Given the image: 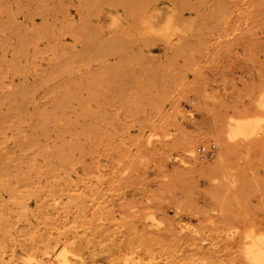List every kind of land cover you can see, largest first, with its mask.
<instances>
[{
  "label": "rangeland",
  "instance_id": "1",
  "mask_svg": "<svg viewBox=\"0 0 264 264\" xmlns=\"http://www.w3.org/2000/svg\"><path fill=\"white\" fill-rule=\"evenodd\" d=\"M261 233L264 0H0V264H246Z\"/></svg>",
  "mask_w": 264,
  "mask_h": 264
},
{
  "label": "bare ground",
  "instance_id": "2",
  "mask_svg": "<svg viewBox=\"0 0 264 264\" xmlns=\"http://www.w3.org/2000/svg\"><path fill=\"white\" fill-rule=\"evenodd\" d=\"M238 122V121H237ZM236 122V123H237ZM245 122V121H244ZM247 122V121H246ZM239 123V122H238ZM249 124V123H248ZM234 127V126H233ZM236 128L237 129H235V130H233V131H231L232 133H233V135H237L238 133V135H242V134H246V132H247V125L246 124H236ZM232 129V128H231ZM231 134V133H230ZM229 134V135H230ZM249 135V134H248ZM231 136V135H230ZM244 136V135H243ZM232 138V137H231ZM215 195V194H214ZM214 197H217V196H214ZM215 201H216V199H215ZM216 203H217V201H216ZM216 203H214V204H216ZM217 205H218V203H217ZM220 206V205H219ZM213 209H215V208H213ZM220 209V208H219ZM212 219V218H211ZM213 220V219H212ZM215 220V219H214ZM213 220V221H214ZM211 224H212V222H211ZM216 224V223H215ZM212 228V227H211ZM263 234L264 233H261L260 235H258V234H255L254 236L256 237V235H258L257 237H256V241H254V240H252V239H254V238H252V239H250V241L249 240H247V242H243L244 243V255H242V256H244V258H243V260H245V262H246V264H263L264 263V236H263ZM253 235V234H252ZM249 236H251V235H249ZM253 237V236H252ZM247 238H248V235H247ZM213 240V239H212ZM219 243V242H218ZM219 248V247H218ZM220 250H222L221 248H220ZM242 250H243V248H242ZM214 251V250H213ZM211 253V252H210ZM214 254H215V252H214ZM214 258V257H213ZM216 261V260H215ZM215 261H212V263L214 264V262ZM211 262H210V264H212ZM215 264H216V262H215Z\"/></svg>",
  "mask_w": 264,
  "mask_h": 264
},
{
  "label": "built area",
  "instance_id": "3",
  "mask_svg": "<svg viewBox=\"0 0 264 264\" xmlns=\"http://www.w3.org/2000/svg\"><path fill=\"white\" fill-rule=\"evenodd\" d=\"M213 149H214L213 144H211L209 147L204 146V145L200 146L199 147V152L201 154L200 157L203 158L205 156H209L211 154V152L213 151Z\"/></svg>",
  "mask_w": 264,
  "mask_h": 264
}]
</instances>
